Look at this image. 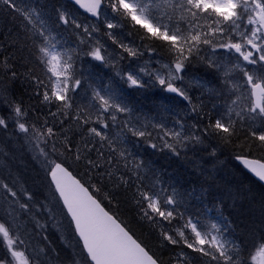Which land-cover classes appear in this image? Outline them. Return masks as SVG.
I'll use <instances>...</instances> for the list:
<instances>
[{"label": "snow or ice", "instance_id": "obj_1", "mask_svg": "<svg viewBox=\"0 0 264 264\" xmlns=\"http://www.w3.org/2000/svg\"><path fill=\"white\" fill-rule=\"evenodd\" d=\"M72 3L103 25L104 35L119 52L109 53L96 39L100 28L95 23L82 24L63 7L55 9L54 25L71 27L74 41L54 34L36 7L25 10L18 7L17 0H0L5 11L22 16L25 43L21 49L28 47L29 57L35 56L40 69L37 73L28 67V58H24L19 67L26 71L20 72L14 60L4 57L0 60V83L5 77L9 82L21 79L32 89L31 95L40 98V106L48 108L47 115H37L29 121L30 109L23 100L11 97L6 87H0V104L10 111L7 117L0 116V130H7L9 122L14 123L15 132L23 136L33 158L41 164L47 194L40 208L53 219L55 208L66 222L69 246L74 249L70 264H190L195 258L190 253L206 258L204 264H264V211L258 221L243 225L250 237L248 242L226 239L236 226L223 215L219 205L216 217L207 221H202L198 213L182 211L177 190L171 185L165 187L159 173L145 183L148 170L134 152L143 142L154 151L167 150L179 157L189 146H204L208 141L209 155L215 156L219 145H231L234 138L239 139L237 124L241 122L245 136L240 144L234 145L238 149L234 159L264 181V0H72ZM125 21L134 28L139 26L137 31L144 33L142 41H160L168 62L156 60L159 67L145 62L138 70L132 63L127 70L120 67L125 56L135 61L145 53L150 59L156 55V48L144 45L142 50L117 35L116 30ZM18 39L11 41L13 47ZM201 51L205 55L200 56ZM218 52L227 58V64L217 63ZM194 57L208 68L224 69L229 96L225 110L216 112L214 119L212 110L205 112L202 102L193 103L187 91L177 86ZM84 58H90V65L99 62L93 66L113 69L114 77L128 89L140 92L159 85L163 91L186 101L190 112L177 114L172 128L156 122L155 117L135 114L125 90L113 87V77H109L108 83L101 76L95 82H87L89 77L76 68L77 62ZM233 59L235 63H231ZM232 73H236L235 81ZM81 89L86 103H77ZM192 117L194 122L186 125L185 118ZM111 128L120 131L112 136ZM212 140L217 141L216 146L211 144ZM253 150L261 158H252ZM69 161L83 166L86 182L70 170ZM122 193L131 194L138 221L148 225L149 235L159 242L162 250L172 253L167 260L157 255L147 240L113 210L112 206H120ZM4 202L10 210L0 214V264H41L30 247L31 233L40 235L46 230V225L32 211L37 205L36 193L18 178L11 183L0 178V203ZM261 208L264 210V199ZM42 238L48 241L46 235ZM65 239L62 235L61 240ZM49 248L50 242L40 253L47 255Z\"/></svg>", "mask_w": 264, "mask_h": 264}, {"label": "trees", "instance_id": "obj_2", "mask_svg": "<svg viewBox=\"0 0 264 264\" xmlns=\"http://www.w3.org/2000/svg\"><path fill=\"white\" fill-rule=\"evenodd\" d=\"M17 5L25 10L36 7L42 12L41 18L47 21L49 27L53 29L54 34L59 33L66 39L74 41L75 35L71 27L65 29L62 25L58 27L54 25L56 19L55 9L63 7L66 11L70 12L78 22L82 24L95 23L96 26L100 28V32L97 34L96 39H99L101 43L105 45L109 53L113 52V54H115L120 51L115 45H112L111 41L104 35L105 29L101 23L81 13L67 0H17ZM22 23H24L22 16L18 13L5 11L4 6L0 5V60L4 57H9L10 61L14 60L17 64L18 70L24 72L26 69L19 67V65L25 62L24 58H28V67L33 68L34 71L39 73L40 69L37 67L35 56L29 57L27 46L21 49V44L25 43L23 39L24 31L21 27ZM138 28L139 26L134 28L131 22L125 21L123 22V27L117 29L116 33L118 36L123 37L125 43L131 42L136 46H140L142 50L144 45H150L156 48V55L152 56V58L167 62V52L166 49L161 46V42L149 39H144L142 41L141 37L144 33L142 30L137 31ZM128 33H132V35L129 36ZM17 37H19V39L15 47H13L11 41L17 39ZM199 55L203 56L205 52L201 51ZM148 57L149 55L145 53L135 61H130V59L125 56V59L120 62V67L127 70V65L132 63V66L136 67L138 70L139 66H143L139 64L149 60L150 57ZM89 61L90 58H84L82 63L77 62V71L89 77L87 82H95L97 77L101 76L103 82L108 83L109 77H113V87L116 89L123 88L125 90V95L128 98L129 104L134 108L137 115L141 116L140 113L144 112L145 116L155 117L158 120L161 119L163 123L168 125H166L168 128H172L174 126V118L177 117V114L183 116L185 111L190 112V108L186 101H182L181 98H177L174 95L166 94L159 85L140 92L128 89L126 84L120 82L119 78L114 77L113 69L93 66L98 65L99 62H92L90 65ZM218 61H221V58H217V62ZM153 66L154 64H151V67ZM158 66L159 64L155 63L154 67ZM145 79H147V77H145ZM87 82L85 87L87 86ZM26 85V83L21 82V79L9 82L6 77L3 79L2 83H0V87H6L8 89L11 97L17 100H23L24 106L30 109L29 121L35 120L37 115L41 117L47 115V106H40V98L32 96V89ZM177 86L187 91L193 103L200 104L202 102L205 105V112L212 110L213 119L217 111L221 110L220 112H222L221 105L222 103L225 104L228 99V97H225L223 94L228 88L224 84L221 73L219 74L215 69L208 68L206 64L199 62L198 57L193 58L192 63L188 66L187 72L184 73L183 81L177 82ZM208 89H213V91L209 92ZM83 90L84 89H81L80 94H77V103L87 102L86 98H82ZM213 105H216L215 109H213ZM7 109L6 105L0 104V116L6 115L5 117H7L10 115V111ZM32 109H35V111ZM54 110L55 109H53V111ZM138 110L140 113H138ZM148 113H150V115H148ZM144 114H142V117H144ZM123 118L124 116L121 115L120 119ZM194 119V117L185 118L184 122L187 123V125H191ZM205 121L204 122L207 123V120ZM65 126L67 127V125ZM244 126L247 127V125ZM237 128L239 139L234 138L231 145H219L215 156L209 155L211 147H208V141L205 142L204 146H197L196 148L189 146L187 150L181 151L179 157L172 155L167 150L154 151L146 147L143 142L136 148L137 150L134 149V152L137 154L138 158L143 161L145 168L148 170L146 173V184L150 183L155 178V173H159V176L162 175L160 179H162L164 185L166 184L167 187L169 185H174V188L177 190L179 194L178 199L182 201L181 210L187 209L190 213H198L202 221L215 218L217 215V205H219L223 209V215L229 217L236 226L234 232L227 236L226 239H236L237 242H239V239H244L248 242L250 237L248 233L243 230V225L252 221H258L262 211H264L261 208V200L264 199V186L246 173L234 161V157L238 152V149H235L234 145L240 144L245 136V132L241 128L240 123H238ZM119 131V128H111L110 134L115 136ZM211 144L216 146L217 141L212 140ZM252 158L259 159L261 158V154L253 150ZM69 164L71 165L70 170H72L78 178H81L82 182L88 180V177L84 175L85 170L82 165H77L71 161H69ZM229 165H231V167ZM44 175L42 168H38L36 160L33 158L32 151L29 149L28 145L25 144L23 136H18L15 132L14 123L9 122L7 130H0V178H6L9 183L18 178L20 183H23L26 188L36 193L37 205L35 209H39V205L43 203L41 197H45L44 193L47 190L46 183L43 180ZM102 195L103 193L100 194L101 197ZM253 197H255V199H253ZM120 199V206L118 208L112 206L113 210L130 224L138 236L147 240L153 250L156 251L157 255L167 260L172 253H170L168 249L162 250L159 242L149 235L150 229L148 225L138 221L131 194L125 195L122 193ZM104 203L107 206V201ZM9 210L6 202L0 203V214L7 213ZM179 250L180 249H176V251ZM190 255L195 257L191 260L190 264H204V260H206V258H200L198 254L190 253Z\"/></svg>", "mask_w": 264, "mask_h": 264}, {"label": "rangeland", "instance_id": "obj_3", "mask_svg": "<svg viewBox=\"0 0 264 264\" xmlns=\"http://www.w3.org/2000/svg\"><path fill=\"white\" fill-rule=\"evenodd\" d=\"M84 24V23H83ZM151 61V62H150ZM155 59L151 57V59L146 60V62H149L150 64H154L155 66ZM161 63H164L160 61ZM217 63L221 64H227V58L223 57V59ZM231 63H235V60L233 59ZM144 63H140L139 65H144ZM153 66V67H154ZM159 67V66H158ZM218 73L221 75H224V69L222 68ZM234 81L236 80V73L231 74ZM225 97H228V89L226 90L225 93H223ZM224 103H222L221 109L222 111L225 110L224 108ZM233 118L237 119L235 117V114H233ZM156 122H162L161 119L157 120ZM241 123V122H238ZM247 125V124H245ZM38 168H42L41 164L37 162ZM174 187V185H171ZM171 191V189H169ZM45 196L47 194V190L44 193ZM43 203H45V197H41ZM7 204V203H6ZM8 206V204H7ZM49 208H52V205L49 204ZM33 214L36 215V218L42 223L46 225V230L41 233L40 235H36L35 232L31 233V238H30V247L32 249V255H38L41 264H70V260L74 258V249L73 247L69 246L70 244V236L68 234V231L64 224L66 222L62 221V218L59 216L55 208H52V212L56 214V218L53 219L50 217L49 213L47 211H44L40 208L35 209L33 208ZM49 226V227H48ZM29 227H32V225H29ZM53 230V232H52ZM46 235L48 237V241H45L42 237ZM64 236L66 239L61 240V236ZM50 242V248L48 249V254L44 255L40 253L41 248H45L48 246ZM52 249H55V251H52Z\"/></svg>", "mask_w": 264, "mask_h": 264}, {"label": "bare ground", "instance_id": "obj_4", "mask_svg": "<svg viewBox=\"0 0 264 264\" xmlns=\"http://www.w3.org/2000/svg\"><path fill=\"white\" fill-rule=\"evenodd\" d=\"M95 22V21H94ZM143 46V45H142ZM111 52V51H110ZM113 53V52H112ZM167 55V54H166ZM146 57V56H145ZM149 58V57H148ZM217 58H221V60L223 59V56H221V55H219V54H217ZM145 59V58H144ZM151 62V61H150ZM168 62V61H167ZM167 62H164V63H167ZM219 62V61H218ZM82 63V62H81ZM78 64V63H77ZM89 65V64H88ZM103 67V66H102ZM96 69V68H95ZM98 72V71H97ZM224 74V73H223ZM105 76V75H104ZM222 77H223V79H224V75H222ZM92 82V81H91ZM27 86V85H26ZM150 89V88H149ZM84 91V90H83ZM165 92V91H164ZM26 93V92H25ZM175 96V95H174ZM223 98V97H222ZM27 100V99H26ZM221 101H222V99H221ZM29 102V101H28ZM150 103V102H149ZM221 105V104H220ZM219 105V106H220ZM142 106H144V105H142ZM141 106V107H142ZM222 106V105H221ZM29 107V106H28ZM218 107V106H217ZM146 109V108H145ZM145 109H144V111H145ZM152 109V108H151ZM8 110V109H7ZM153 110H155V109H153ZM151 111V110H150ZM215 111V110H214ZM221 111V110H220ZM6 112V111H5ZM155 112V111H154ZM218 112V111H217ZM138 113H140L139 112V110H138ZM151 113V112H150ZM150 113H148V115H150ZM162 113V112H161ZM37 114H40V113H37ZM136 114V113H135ZM141 114V116H142V114H144V112L142 113H140ZM158 114V113H157ZM160 114V113H159ZM6 116V115H5ZM144 116H145V114H144ZM158 120V119H157ZM32 121V120H31ZM189 121V120H188ZM42 122V121H41ZM163 122V121H162ZM206 122V121H205ZM193 123V122H192ZM174 124V123H173ZM189 124V123H188ZM167 125V124H166ZM186 125H187V123H186ZM238 125V124H237ZM168 126V125H167ZM240 126H241V123H240ZM248 126V125H247ZM172 127V126H171ZM246 127V126H245ZM13 135V134H12ZM137 150V149H136ZM148 150V149H147ZM230 155V154H229ZM193 157H195V156H193ZM224 157V156H223ZM144 158V157H143ZM225 159V158H224ZM228 159V158H227ZM212 160V159H211ZM223 160V159H222ZM229 161V160H228ZM233 161V160H232ZM228 163V162H227ZM225 166V165H224ZM230 167H231V165H229ZM173 167V166H172ZM173 169V168H172ZM171 170V169H170ZM210 171V170H209ZM165 172V171H164ZM81 173V172H80ZM172 173V172H171ZM82 174V173H81ZM163 174V173H162ZM178 174V173H177ZM169 175V174H168ZM162 176V175H161ZM160 176V177H161ZM178 176V175H177ZM165 177H166V175H165ZM170 178V177H169ZM164 179V178H163ZM165 180V179H164ZM172 180V179H171ZM211 180V179H210ZM168 181V180H167ZM183 181V180H182ZM169 182H171V181H169ZM202 182V181H201ZM237 182V181H236ZM166 185V184H165ZM219 185V184H218ZM166 187H167V185H166ZM49 227V226H48ZM52 232H53V230H52ZM171 253V252H170Z\"/></svg>", "mask_w": 264, "mask_h": 264}, {"label": "water", "instance_id": "obj_5", "mask_svg": "<svg viewBox=\"0 0 264 264\" xmlns=\"http://www.w3.org/2000/svg\"><path fill=\"white\" fill-rule=\"evenodd\" d=\"M68 1L72 2V0H68ZM75 6H76V5H75ZM76 7H77L80 11L86 13V12L84 11V9H80L79 6H76ZM86 14L90 16V14H88V13H86ZM167 93H168V92H167ZM169 94H173V93H169ZM173 95H175V94H173ZM254 159H255V158H254ZM234 160H235V159H234ZM235 161H236V160H235ZM236 163L239 164V165L242 167V169H243L245 172H247L251 177H253L255 180H257L260 184H262V185L264 186V181H260L258 177H256L253 173H251L248 169L244 168V166H243L242 164H240L239 161H236Z\"/></svg>", "mask_w": 264, "mask_h": 264}]
</instances>
